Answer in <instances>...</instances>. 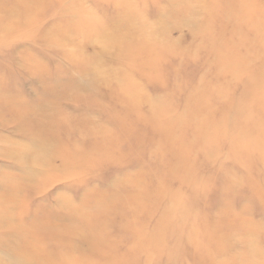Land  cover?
I'll return each instance as SVG.
<instances>
[{"label": "rangeland", "instance_id": "rangeland-1", "mask_svg": "<svg viewBox=\"0 0 264 264\" xmlns=\"http://www.w3.org/2000/svg\"><path fill=\"white\" fill-rule=\"evenodd\" d=\"M0 264H264V0H0Z\"/></svg>", "mask_w": 264, "mask_h": 264}]
</instances>
